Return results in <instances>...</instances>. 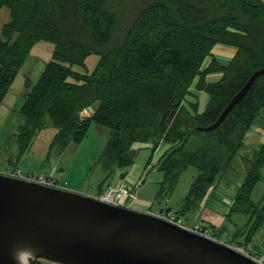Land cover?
Instances as JSON below:
<instances>
[{"label": "trees", "instance_id": "obj_1", "mask_svg": "<svg viewBox=\"0 0 264 264\" xmlns=\"http://www.w3.org/2000/svg\"><path fill=\"white\" fill-rule=\"evenodd\" d=\"M3 8L9 19L0 31V104L34 45L42 39L54 44L37 82L26 80L25 100L17 109L24 118L17 159L44 128L57 129L51 152L81 143L93 124L102 125L109 129L98 157L103 187L135 162L136 142L155 147L165 142L158 196L167 199L194 167L197 173L176 213L197 211L264 110L263 74L217 129H196L211 125L264 68V0H0V12ZM218 43L236 47L226 66L212 56ZM92 54L98 56L94 69H74ZM211 72H221V79L208 82ZM197 78L198 89L210 97L203 112H191L184 102ZM91 106L93 113L82 115ZM261 168L264 142L219 228L232 242L249 245L264 226V194L259 201L252 197Z\"/></svg>", "mask_w": 264, "mask_h": 264}, {"label": "water", "instance_id": "obj_2", "mask_svg": "<svg viewBox=\"0 0 264 264\" xmlns=\"http://www.w3.org/2000/svg\"><path fill=\"white\" fill-rule=\"evenodd\" d=\"M264 68L256 70L209 126L217 129ZM260 264L236 246L159 214L103 202L0 171V264Z\"/></svg>", "mask_w": 264, "mask_h": 264}, {"label": "rangeland", "instance_id": "obj_3", "mask_svg": "<svg viewBox=\"0 0 264 264\" xmlns=\"http://www.w3.org/2000/svg\"><path fill=\"white\" fill-rule=\"evenodd\" d=\"M7 10L8 9L3 8V12L0 15V27L9 17V10ZM53 49L54 44L49 40L42 39L34 45L9 92L0 104V162L3 164L7 163L6 159L10 156L12 158V163L9 168L17 166V163L21 161L20 167L22 166L21 168L24 171L31 170L34 173L41 171L40 169H46V173H50V171L54 169V166L58 167V165H60L62 168L58 169L56 174L53 175L54 179H56L60 185L72 190L84 191V189H88V191H93L105 176V172L98 161V157L104 147V142L106 143L107 141V138H104L106 136L104 135L101 137L99 131L94 130V127L81 143H71L67 148L60 150L54 147L51 152L50 145L57 129L52 126L44 128L40 132L41 134L39 137L37 136L38 139L34 143L35 151L30 158L25 161L17 159V153L19 151L17 135L19 126L24 122V118L19 115L17 109L25 100L26 80L28 79L32 84L37 82L46 63L52 58ZM97 60L98 56L92 54L88 57L85 66L78 65L75 66L74 69L80 72L91 71L94 69ZM204 67L206 66L204 65ZM205 94L208 102L209 94L207 92H205ZM193 97L197 99L194 94H190L188 99L190 100ZM87 111L84 109L82 115H85ZM257 126L264 129V110H261L255 123L248 128L245 135V143L234 158L229 170L219 176L214 187L208 194L210 203H213L215 198L229 199V201L234 200L239 187L244 182L252 166V160L256 158L261 144L263 143L262 138L264 137V132L259 131ZM99 128L101 130L105 128L109 134L108 128L102 125H99ZM167 148L168 144L166 143L158 153L156 163ZM44 155H47V157L43 161ZM37 158L40 160L38 164L36 162ZM49 158H51V164ZM26 164L30 166H35V164H37V169L32 168L30 170H25L28 169ZM16 169H19V167L8 169L7 171ZM196 173V169L191 167L183 174L173 194L169 195L170 206H178V203L187 194L191 181ZM261 174L262 177L257 182L252 193V197L255 201H259L264 194V168H261ZM90 195L94 194L90 193ZM171 196L173 197L171 198ZM185 221L187 222V219H185ZM220 227L211 225L206 226L211 233L216 234L221 237V239L227 238L228 243L242 245L243 248L252 250L253 253L264 255V226L257 231L254 240L249 245L239 244L238 241L232 242L228 234L224 232L219 233ZM241 237V235H238L237 239L239 240ZM44 264L55 263L44 261Z\"/></svg>", "mask_w": 264, "mask_h": 264}, {"label": "crops", "instance_id": "obj_4", "mask_svg": "<svg viewBox=\"0 0 264 264\" xmlns=\"http://www.w3.org/2000/svg\"><path fill=\"white\" fill-rule=\"evenodd\" d=\"M2 12L3 9L1 10L0 15ZM8 19L6 21H8ZM4 23L0 27V31ZM235 53H236L235 47L223 43H218L212 50V56H215L222 65H228L231 59L234 57ZM212 56H209L206 59L204 63L205 66H207L211 62ZM221 77H222L221 72H211L207 75L206 80L208 82H215L220 80ZM197 83H198V78L192 84L191 93H190L191 95L192 94L196 95L197 99H194L193 97L189 100L187 97V99L184 101L185 104L188 106V108L191 109V112H203L206 109L207 104L209 102V100L208 102L206 100L205 91L198 89ZM86 111L88 115L92 114L94 111V107L91 106L88 109H86ZM93 127L94 130L99 131L101 137L105 135L106 137L104 138L105 139L108 138L109 134L105 128L101 130L99 128V125L97 124H93L91 126V129H93ZM257 129L259 131L264 132V129L260 126H257ZM38 137H36L31 149L23 156L22 160L25 161L26 159L30 158L32 153H34L35 151L34 143L38 139ZM262 142H264V137L262 138ZM165 144H166L165 142H161L157 147H155L153 142L151 141L136 142L134 144V147L138 150V153L135 162L132 165L118 169L114 177L111 180H107L106 183L103 185V187H101V183L103 182L105 176L103 177V180L100 182V184L93 189V191H88V189H84V192L98 194L101 191L107 189L108 186H115V187L128 186L131 190V195L126 199L129 206L141 210H149L157 214H163L168 211L176 212L180 206L181 201L178 203L177 207L170 206L169 197L165 199L158 196V192L160 190L162 181L164 179V175L159 168L160 166L159 162L162 156L169 148V145L157 163H156V157ZM46 157L47 155H44L43 161ZM50 159L51 158H49V160ZM6 161L7 163L5 164L0 162V171L13 169L16 167L19 168L22 167V166L20 167V162H21L20 161L19 163H17V166L9 168L10 164L12 163V158L10 156L6 159ZM36 162L38 164L40 160L37 158ZM51 163L52 161L50 160V164ZM37 164H35V166H30L26 164L28 166L27 167L28 169L25 170H30L32 168L37 169ZM53 168L54 169H52L50 173H46V169L43 170L40 169L41 171L38 172L39 173L45 172L46 174L49 175L51 174L55 175L56 171L58 169H61L62 167L58 165V167L54 166ZM26 172H32V171L30 170ZM213 187L214 185L211 187L210 191L212 190ZM172 197L173 196H171V198ZM209 201L210 200L207 196L206 200L201 204V206L198 208L197 211L188 214V216H183V217L187 219L188 223L201 222L204 226L207 225L208 226L211 225L215 227L222 226V224H224L225 222L226 214L229 211L230 206L234 200L229 201V199L215 198V201L213 203L212 202L210 203Z\"/></svg>", "mask_w": 264, "mask_h": 264}, {"label": "built area", "instance_id": "obj_5", "mask_svg": "<svg viewBox=\"0 0 264 264\" xmlns=\"http://www.w3.org/2000/svg\"><path fill=\"white\" fill-rule=\"evenodd\" d=\"M4 173L22 178V179H27L30 181H34L40 184L52 186V187H63L62 185L59 184V182L54 179L53 175L46 174L44 172L40 173H34V172H26L22 170L21 168L12 170V171H7L4 170ZM131 195V190L128 186H121V187H115V186H108L107 189L101 191L98 194H94L93 197L106 202L108 204L116 205V206H129L126 199ZM161 217L164 219L175 223L177 225L183 226L187 228L188 230L202 234L204 236L210 237L215 240L222 241L223 243H228V239H221V237L217 236L216 234L211 233L206 226H204L201 222H196L194 224L188 223L185 221L183 216H179L176 212L174 211H168L163 214H159ZM240 251L244 252L248 256H250L252 259H254L256 262L260 264H264V255L263 254H256L253 253L252 250L245 249L241 246H236Z\"/></svg>", "mask_w": 264, "mask_h": 264}, {"label": "bare ground", "instance_id": "obj_6", "mask_svg": "<svg viewBox=\"0 0 264 264\" xmlns=\"http://www.w3.org/2000/svg\"><path fill=\"white\" fill-rule=\"evenodd\" d=\"M24 263H26V264H27V263H28V261H27V260H24Z\"/></svg>", "mask_w": 264, "mask_h": 264}]
</instances>
